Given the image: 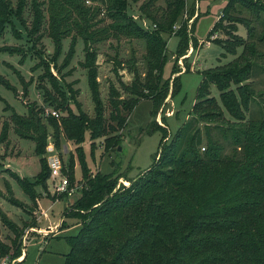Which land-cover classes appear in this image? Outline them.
I'll use <instances>...</instances> for the list:
<instances>
[{"label":"trees","instance_id":"1","mask_svg":"<svg viewBox=\"0 0 264 264\" xmlns=\"http://www.w3.org/2000/svg\"><path fill=\"white\" fill-rule=\"evenodd\" d=\"M80 1L47 0V32L57 53L61 40L74 33L65 65L74 51L76 36L82 38V66L87 69L94 117L86 115L78 106V112H73L66 103V93L54 79L50 81L52 90L43 89V99L62 112L57 119L60 125L54 116L50 117L49 124L56 130L61 126L65 138L80 150L82 174L86 175L88 168L82 148L86 132L93 147L95 140L104 136V149L111 150L120 140L115 132L123 128L127 115L140 97L152 99L158 107L169 93V80L161 79L167 58L166 42L160 33L165 32L167 26L172 28L184 1L165 0L163 17L155 22L158 29L148 31L127 13L129 0H92L104 5L110 19L117 22L108 30L145 41V79L137 81L135 78L130 85L123 84L134 95L127 99H120L113 85L109 86V123L99 93L97 52L90 49V42L96 38L89 33V20L84 17L86 12ZM153 1L148 0L141 10H147ZM30 2L33 22L30 29H25L28 36L34 38L45 19L42 9L45 2ZM235 3L248 10L250 17L242 16L239 11L232 15ZM26 4L27 0H17L15 6L10 0H0V38L9 24L13 34L20 37L12 19L22 20L20 17ZM197 18L191 24L190 32ZM224 20L243 25L247 36H236L235 41L221 45L224 53L237 56L222 66L204 71L196 90L191 112L196 114L208 109L200 118L213 124L205 123L200 127L196 124L198 118L192 115L165 143H162L166 137L164 131L155 129L162 134L158 162L128 186L116 188L117 178L111 174L97 173L88 178L73 206L65 207L63 214V217L80 220L77 233L66 237L70 250L64 264H264V118L245 120L253 94L247 81L254 68V59L261 56L257 52V43H264V0H229L207 38ZM256 23L262 26L259 33ZM234 28L237 31V26ZM108 30L102 29L100 33L108 35ZM184 32L186 40L178 42L177 55L188 45ZM239 47L242 50L237 54ZM177 80L173 78L172 96L177 90ZM0 81L4 82L1 77ZM4 84L10 87L8 83ZM211 84L219 92L218 99L205 97ZM30 108L28 106L29 111ZM224 114L231 121L225 120ZM11 117L16 134L23 137L25 131H32L37 135L35 152L41 153L45 130L30 118L24 119L16 113ZM221 121L226 125L218 124ZM7 129L5 123L0 133L2 137L7 134ZM111 132L115 135L109 136ZM203 133L206 139L205 145L201 146ZM215 134L217 138L212 139ZM219 137L232 144L230 154L223 153L224 144ZM56 142L59 143L58 139ZM40 166L33 183L16 177L32 200L36 197L34 187L44 186L45 167L41 160Z\"/></svg>","mask_w":264,"mask_h":264},{"label":"rangeland","instance_id":"2","mask_svg":"<svg viewBox=\"0 0 264 264\" xmlns=\"http://www.w3.org/2000/svg\"><path fill=\"white\" fill-rule=\"evenodd\" d=\"M10 1L13 6L16 5L17 0ZM39 1L45 2L42 7L45 19L36 37L30 38L25 29V27L30 29L33 22L31 2L27 0L20 17L22 20L15 17L12 19L13 26L20 37L13 34L9 24L0 38V49H2L0 50V77L10 86L7 87L0 81V133L5 123L8 126L7 134L3 137L0 135V247L2 251L0 263L4 259L8 264H64L65 255L70 250L66 237L77 233L76 224L80 220L77 217H63V214L67 205L73 206L74 200L79 196V190L86 184L87 179L95 177L97 173L111 174L117 178L116 188L120 185L128 186L131 181L140 177L158 162L162 134L160 130L155 129L164 131L166 137L162 143H165L171 140L185 120L195 115L198 118L196 124L200 127H203L205 123L213 124L200 118V115L208 109L196 114L191 112L196 90L204 71L222 66L237 56L224 53L221 45L226 41H235L236 36L237 38L247 36L243 25H235L234 22L224 20L211 37L207 38L229 0H183L184 6L172 28L167 26L164 28L165 32L160 33L161 38L166 42L167 58L161 79L169 80V93L158 107L152 99L140 97L133 110L127 115L123 128L115 132L120 140L111 147V150L104 149V136L96 139L93 147L90 135L86 132L82 148L84 163L88 170H85L86 175H83L80 150H77L76 145L65 138L61 126L56 130L49 124V119L53 116L46 111L55 110L60 114L62 112L44 101L43 89L52 90L50 81L54 79L60 89L66 93L68 99L66 103L70 105L73 112H78L79 107L86 115L94 117V103L87 83V69L82 66L84 43L80 36H76L74 51L68 64L65 65L64 59L74 33L61 40L60 50L57 53L54 41L47 32V0ZM147 2L148 0L135 2L129 0L127 13L141 27L154 31L158 29L155 22L163 17L166 4L165 0H154L147 10H141L142 5ZM80 4L86 12L84 17L89 20L87 24L89 33L94 34L96 40L98 39L97 42L96 40L90 42V49L97 52L99 93L105 103L104 113L109 123L111 122L108 105L109 86L113 85L120 99H127L134 95L126 90L123 84L130 85L135 78L137 81L145 79L147 71L145 41L117 34L112 29L108 30L117 22L110 19L105 6L99 1L82 0ZM98 7L100 10H97ZM233 9L232 15L239 11L242 16L250 17L248 10L239 3H235ZM196 17L198 18L190 32V26ZM77 19L81 21L80 18L77 17ZM261 27V24L256 23L257 33L260 32ZM102 29H107L108 35H102L100 33ZM182 32L188 39V45L182 54L177 55L178 42L186 40ZM39 35L40 38H37ZM256 48L261 56L254 59V68L247 81L251 84L253 94L249 109L245 113V120L264 118V43H257ZM241 50L242 48L239 47L237 54ZM173 78L178 80L177 90L172 96ZM218 93L215 86L211 84L205 97L214 96L218 99ZM28 106L31 107L30 111ZM13 113L24 116V119L30 118L33 123L43 128V131L45 130L44 148L41 153L35 152L34 139L37 135L34 132L25 131L23 137L15 133L13 119H11ZM224 118L231 121L227 114H224ZM57 122L60 125L58 120ZM218 124L226 125L222 121ZM115 134L111 132L109 136ZM214 137L217 138V134L212 136V139ZM205 139L203 133L201 146L205 145ZM219 139L224 144L223 153L230 154L232 144L221 137ZM118 147L121 149L118 150ZM53 155L60 160V174L66 176L73 187L71 195L58 193L56 190L58 179L50 175L49 166V158ZM40 160L45 167V172L42 174L45 176V181L44 186L34 187L36 197L32 200L18 184L13 191L10 183L6 181L18 183L16 177L22 175L19 177L28 179L30 183L35 182L41 169ZM36 198L40 200L37 201V206ZM43 212L45 215L42 214ZM62 220L63 224H61ZM57 223H59L58 226H54Z\"/></svg>","mask_w":264,"mask_h":264},{"label":"built area","instance_id":"3","mask_svg":"<svg viewBox=\"0 0 264 264\" xmlns=\"http://www.w3.org/2000/svg\"><path fill=\"white\" fill-rule=\"evenodd\" d=\"M46 113H50L49 115L54 116V117H59V113L55 110H52L50 112ZM49 166H50V175L52 177L57 178V182H56V190L58 193H65L67 195H71L72 191H73V187H71L70 183H69V179L66 176H62L60 174V170H61V164H60V160L56 155L50 156L49 158ZM82 189V187H81ZM81 189L79 190V195L81 192ZM69 207V205H67ZM66 206V207H67ZM42 214L45 215V213L43 212ZM0 264H8V262L4 259L1 260Z\"/></svg>","mask_w":264,"mask_h":264},{"label":"crops","instance_id":"4","mask_svg":"<svg viewBox=\"0 0 264 264\" xmlns=\"http://www.w3.org/2000/svg\"><path fill=\"white\" fill-rule=\"evenodd\" d=\"M6 165L9 166L10 164H9V163H6ZM19 176L22 177V175H19ZM5 180H6V179H5ZM6 182H9L10 185H11V189H12L13 191H15L16 184H18V183H16V182L12 183L11 181H6ZM18 185H19V184H18ZM19 186H20V185H19ZM37 201H40V200L36 198V206H37V204H38ZM27 203H28V202H27ZM60 221H61V220H60ZM58 224H59V223L55 224L54 226H58ZM76 225L78 226L79 223H77Z\"/></svg>","mask_w":264,"mask_h":264},{"label":"water","instance_id":"5","mask_svg":"<svg viewBox=\"0 0 264 264\" xmlns=\"http://www.w3.org/2000/svg\"><path fill=\"white\" fill-rule=\"evenodd\" d=\"M121 148L120 147H118V150H120Z\"/></svg>","mask_w":264,"mask_h":264}]
</instances>
